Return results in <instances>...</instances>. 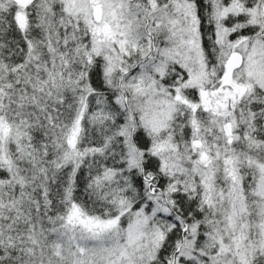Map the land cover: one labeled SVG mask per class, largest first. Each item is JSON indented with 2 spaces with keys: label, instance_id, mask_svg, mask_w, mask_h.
Returning a JSON list of instances; mask_svg holds the SVG:
<instances>
[{
  "label": "snow or ice",
  "instance_id": "6c2138e0",
  "mask_svg": "<svg viewBox=\"0 0 264 264\" xmlns=\"http://www.w3.org/2000/svg\"><path fill=\"white\" fill-rule=\"evenodd\" d=\"M0 264H264V0H0Z\"/></svg>",
  "mask_w": 264,
  "mask_h": 264
}]
</instances>
